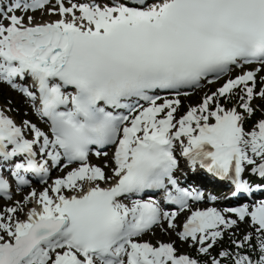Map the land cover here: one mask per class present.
Masks as SVG:
<instances>
[{
    "label": "snow or ice",
    "instance_id": "1",
    "mask_svg": "<svg viewBox=\"0 0 264 264\" xmlns=\"http://www.w3.org/2000/svg\"><path fill=\"white\" fill-rule=\"evenodd\" d=\"M262 72L264 0H0V86L27 105L0 87V199L12 202L0 206V264H264V199L192 211L176 235L199 258L140 239L177 230L205 199L181 185L180 158L229 181L232 197L264 191ZM221 81L178 114L180 97ZM107 148L111 165L90 163ZM33 178L43 190L13 200ZM249 218L237 250L213 255Z\"/></svg>",
    "mask_w": 264,
    "mask_h": 264
},
{
    "label": "rangeland",
    "instance_id": "2",
    "mask_svg": "<svg viewBox=\"0 0 264 264\" xmlns=\"http://www.w3.org/2000/svg\"><path fill=\"white\" fill-rule=\"evenodd\" d=\"M35 16V15H34ZM35 18L37 20H54V19H57L58 16L57 15H49L47 14V12H44V13H41L37 16H35ZM10 91V90H8ZM211 91V90H209ZM11 92V91H10ZM208 92V91H207ZM12 93V92H11ZM204 93H206L205 90H201L200 92H198V95H200L201 98H199L198 100L195 101V103L193 105H196L198 104L199 102H201V99H202V96L204 95ZM14 94V93H13ZM1 103V102H0ZM187 104H189L187 102ZM264 106V105H263ZM27 109V107H26ZM30 111V110H29ZM31 113V111H30ZM37 117L31 113V119H36ZM260 118H262L261 116V113H260ZM248 129V128H247ZM248 130H251V129H248ZM28 192V191H27ZM27 194V193H26ZM250 227L247 226V225H240L238 228H234L232 229L231 231H229V233H231L232 235H236V234H244V233H247L249 231ZM169 235V237H167ZM176 235L175 234H169L168 232H165L164 230H162V228H159L157 231H156V238L157 239H164V240H171V239H176L175 237ZM185 248H183L184 250Z\"/></svg>",
    "mask_w": 264,
    "mask_h": 264
},
{
    "label": "bare ground",
    "instance_id": "3",
    "mask_svg": "<svg viewBox=\"0 0 264 264\" xmlns=\"http://www.w3.org/2000/svg\"><path fill=\"white\" fill-rule=\"evenodd\" d=\"M24 218V216H22Z\"/></svg>",
    "mask_w": 264,
    "mask_h": 264
}]
</instances>
